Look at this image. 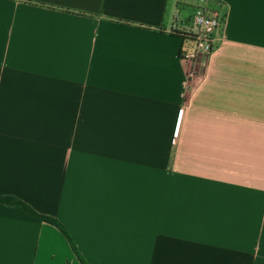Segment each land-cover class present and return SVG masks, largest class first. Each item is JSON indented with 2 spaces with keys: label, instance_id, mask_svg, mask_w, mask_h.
<instances>
[{
  "label": "crops",
  "instance_id": "crops-1",
  "mask_svg": "<svg viewBox=\"0 0 264 264\" xmlns=\"http://www.w3.org/2000/svg\"><path fill=\"white\" fill-rule=\"evenodd\" d=\"M0 196L70 237L0 202V264H264V0H0Z\"/></svg>",
  "mask_w": 264,
  "mask_h": 264
},
{
  "label": "built area",
  "instance_id": "built-area-1",
  "mask_svg": "<svg viewBox=\"0 0 264 264\" xmlns=\"http://www.w3.org/2000/svg\"><path fill=\"white\" fill-rule=\"evenodd\" d=\"M188 23L178 30L182 38L180 57L194 59L209 54L223 37L225 15L198 1L190 6Z\"/></svg>",
  "mask_w": 264,
  "mask_h": 264
},
{
  "label": "trees",
  "instance_id": "trees-1",
  "mask_svg": "<svg viewBox=\"0 0 264 264\" xmlns=\"http://www.w3.org/2000/svg\"><path fill=\"white\" fill-rule=\"evenodd\" d=\"M0 202H3V203H7V204H14V205H18L20 206L22 209H24L25 211H27L28 213L32 214V215H35V216H38L40 217L41 219L47 221V222H50L54 225H56L70 240V237L69 235L67 234V232L65 231V229L53 218H50V217H46V216H43V215H39L38 213H36L35 211H33L28 205H26L24 202L20 201L19 199L15 198V197H12V196H0ZM77 256H78V259L80 261L81 264H88L84 258L77 252L75 251Z\"/></svg>",
  "mask_w": 264,
  "mask_h": 264
}]
</instances>
